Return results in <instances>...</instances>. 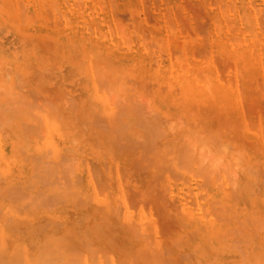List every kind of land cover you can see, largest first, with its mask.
Here are the masks:
<instances>
[{
	"label": "rangeland",
	"instance_id": "obj_1",
	"mask_svg": "<svg viewBox=\"0 0 264 264\" xmlns=\"http://www.w3.org/2000/svg\"><path fill=\"white\" fill-rule=\"evenodd\" d=\"M100 82L106 84L104 89L100 85L102 90ZM90 118L100 122L89 127ZM113 125H118L116 132ZM186 144L195 154H188ZM48 146L54 154L47 157V150L42 157L39 153ZM37 155L44 164L53 161L51 169L45 165L48 171L54 173L56 161L61 173L67 171L62 176L55 172L57 177L48 171L41 174L46 171L43 162H34L39 168L32 169L31 159ZM35 168L43 172H33ZM208 170L213 173L205 176ZM32 172L38 173L33 179L41 177V184L34 180L36 188L31 186ZM39 173L46 179L38 178ZM0 176L1 198L6 199L2 203L0 198V264H103L112 255L120 261L112 264H136L137 257L142 264H152L155 256H160L159 264H247L246 259L252 264L257 257L264 261V228L257 227L260 219L264 227V0H0ZM7 186L12 191L6 198ZM31 187L35 191L29 193ZM13 190L23 191L16 195H21V203ZM213 192L218 197L212 200L219 202L211 203ZM35 193L37 199H30ZM80 196L86 199L83 203ZM217 207L227 209L221 212L227 235L241 225L238 235L246 232L238 240L228 235L246 259L236 254L238 249L230 250L231 239L223 243L201 233V224L220 217ZM213 210L220 215L214 216ZM88 212L94 218H86L91 223L84 218ZM249 212L257 214L248 219ZM230 215L236 216L234 222ZM101 221L113 223L107 224L111 228L101 226L103 237L95 230L94 236L92 228L99 230ZM114 223L122 236L108 237V230L115 232ZM128 228L136 231L131 235L137 240L131 236L129 241ZM114 235L124 236L126 243L119 240L118 245ZM54 239L64 244L57 249ZM145 241L152 249H146ZM41 244L47 250L41 251ZM121 245L129 252L133 248V260L129 252L125 256L127 251L117 250ZM138 246L148 254L158 250L155 256L147 254V260L140 257V248L134 256ZM88 247L91 257L84 251Z\"/></svg>",
	"mask_w": 264,
	"mask_h": 264
},
{
	"label": "bare ground",
	"instance_id": "obj_2",
	"mask_svg": "<svg viewBox=\"0 0 264 264\" xmlns=\"http://www.w3.org/2000/svg\"><path fill=\"white\" fill-rule=\"evenodd\" d=\"M96 78H97V77H95V79H96ZM94 81H96V82H95V85H97V83H98L97 81H98V80H94ZM93 84H94V82H93ZM102 84H103V82H100L99 86L101 85L102 88L104 89V88L106 87V84H105V83H104L103 85H102ZM104 85H105V86H104ZM101 86H100V88H101ZM102 88H101V90H102ZM13 94L15 95V93H13ZM13 94H12V95H13ZM14 95H13V96H14ZM16 96H18V95H16ZM3 98H4V97H3ZM14 98H15V97H14ZM29 98H31V97H29ZM16 99H17V98H16ZM2 100H3V99H2ZM4 100H5V98H4ZM23 100H24V99H23ZM27 100H28V99H25V103L27 102ZM102 100H103V99H102ZM17 101H18V99H17ZM35 101H36V100H35ZM29 102H31V100H30ZM19 104H20V103H19ZM26 104H28V103H26ZM20 106L22 107V105H20ZM23 106H25V105H23ZM100 106H101V105H100ZM100 106H99V107H100ZM109 106H110V105H109ZM26 107H27V106H26ZM136 108H137V107H136ZM136 108H134V109L136 110ZM138 108H139V107H138ZM30 109H31V108H30ZM30 109H28L29 111H27V113H29V112L31 111ZM34 109H35V108H33V110H34ZM36 109H37V108H36ZM123 109H124V108H123ZM98 110H99V109H98ZM130 110H131V108H130ZM22 111H24V109H23ZM125 111H126V110H125ZM138 111H139V110H138ZM17 112H18V111H17ZM24 112H25V111H24ZM24 112H23V114H24ZM133 112H134V111H133ZM36 113H37V112H36ZM16 114H17V113H16ZM23 114H22V115H23ZM30 114H32V112H31ZM89 114H90V112H88L87 115H89ZM101 114H102V113H101ZM133 114H134V113H133ZM116 115H117V114H116ZM135 115H137V114H135ZM142 115H143V114H142ZM156 115H157V114H156ZM19 116L21 117L20 114H19ZM30 116H31V115H30ZM34 116H35V114L33 115V118H34ZM89 116H90V115H89ZM89 116H87L86 119L89 118ZM138 116H139V115H138ZM150 116H151V115H150ZM150 116H149V117H150ZM115 117H116V116H115ZM35 118L37 119V118H39V117L36 116ZM21 119L23 120V117H22ZM21 119H20V120H21ZM84 119H85V118H84ZM86 119L83 120V121H86ZM91 119L93 120V118L88 119V121L90 120L89 122H90L91 124L88 123V121H87L89 127L92 125V123L94 124V123L96 122V123L94 124V125L96 126V125H98V123L100 122V121H96L97 118H96L95 120H93V121H92ZM115 119L117 120V119H119V118L117 117V118H115ZM144 119H145V118H144ZM33 120H34V119H33ZM33 120H31V121H33ZM146 120H147V119H146ZM94 121H95V122H94ZM141 121H142V122H143V121L145 122V120H143V119H142ZM102 122H103V121H102ZM119 122H121V121H119ZM119 122H117V123L120 124ZM125 122H126V121H125ZM84 123H85V122H84ZM105 123H106V122H105ZM105 123H104V124H105ZM37 124H38V123H37ZM89 124H90V125H89ZM101 124H102V123H101ZM101 124H100V126H101ZM109 124H110V123H109ZM139 124H140V123H139ZM146 124H147V123H146ZM29 125H30V124H29ZM29 125L27 124L26 126H27V127H30V126L32 127V124H31L30 126H29ZM35 125H36V120H35ZM123 125H124V124H123ZM137 125H138V124H137ZM105 126H107V125L105 124ZM105 126H104V127H105ZM125 126H126V124H125ZM156 126H157V125H156ZM34 127H35V126H34ZM34 127H32V128H34ZM97 127H98V126H97ZM101 127H103V125H102ZM112 127H113V128L115 127V130H114L113 128H112V129H113V131L116 132V131H117L116 128L118 127V125H117V127L114 126V125H113ZM154 127H155V126H154ZM123 128H124V127H123ZM152 128H153V127H152ZM101 129H103V128H101ZM101 129H100V130H101ZM108 129H109V128H108ZM120 129H121V128H119V130H120ZM143 129H144V128H143ZM157 129H158V128H157ZM168 129H169V128H168ZM89 130H90V129H89ZM105 130L107 131V127H106ZM105 130L103 129L104 132H105ZM150 130H151V129H150ZM161 130H162V129H161ZM161 130H160V131H161ZM171 130H173V129H171ZM92 131H94V130L92 129ZM101 131H102V130H101ZM147 131H148V130H147ZM147 131H146V132H147ZM153 131H154V130H153ZM157 131H158V130H157ZM20 132H21V131H20ZM151 132H152V131H151ZM169 132H170V131H169ZM172 132H173V131H172ZM172 132H171V133H172ZM113 133H114V132H113ZM147 133H148V132H147ZM154 133H155V131H154ZM161 133H162V132H161ZM165 133H166V132H164V134H165ZM91 134H92V132H91ZM146 135H147V134H146ZM152 135H153V134H152ZM162 135H163V134H162ZM162 135H160V136L162 137ZM111 136H113V134H112ZM113 137H114V136H113ZM113 137H112V138H113ZM151 137H153V136H151ZM155 137H156V136H155ZM157 137H158V135H157ZM161 137H160V138H161ZM113 139H114V138H113ZM113 139H112V140H113ZM177 139H178V138H177ZM183 139H185V138L183 137ZM110 140H111V139H110ZM129 141H130V140H129ZM174 141H175V140H173V142H174ZM178 141H179V140H178ZM183 141H184V140H183ZM118 142H119V141H118ZM135 142H136V141H135ZM181 142H182V141H181ZM149 143H150V142H149ZM182 143H183V142H182ZM50 144H51V143H50ZM71 144H72V143H71ZM56 145H57V144H56ZM56 145L54 144V146H56ZM131 145H132V144H131ZM178 145H180V144H178ZM187 145H188V144H186V147H187L189 150H191V151L188 150L189 152H191V153L188 152V154L191 155V154L193 153L194 150L190 149V148H189L190 146L188 147ZM41 146H42V145H41ZM127 146H128V145H127ZM148 146H149V145H148ZM133 147H134V146H133ZM184 147H185V146H184ZM186 147H185L184 149H186ZM47 148H49V149H47ZM146 148H147V147H146ZM170 148H171V147H170ZM177 148H178V146H177ZM177 148H175V149H177ZM142 149H143V148H142ZM144 149H145V148H144ZM45 150H46V151H43L42 153H39V154L42 155V154H44V152H45V154H47V153H48L47 150H50L49 153H48V156H47V157H51V155L54 154V152L51 151L50 146L46 147ZM178 150H179V148H178ZM178 150H177V151H178ZM182 150H183V149H182ZM36 151H37V150H36ZM175 151H176V150H175ZM186 151H187V150H186ZM46 152H47V153H46ZM182 152H183V151H182ZM50 153H53V154L50 155ZM58 153H59V152H58ZM184 153H185V152H184ZM39 154H38V155H39ZM186 154H187V153H186ZM186 154H185V155H186ZM193 154H195V153H193ZM38 155H37L36 158L34 157V158L37 159L38 161H37V160L34 161V160H33L34 158H32L33 156L30 157V158H32L31 160L33 161V164H34V165L32 164V166H33L32 169H34V166H35V167H38V164H39V163H34V162H40V161H39V159H40L39 157H40V156H38ZM49 155H50V156H49ZM60 155H61V154H60ZM179 155H181V152L179 153ZM183 155H184V154H183ZM35 156H36V155H35ZM45 156H46V155H45ZM181 156H182V155H181ZM195 156H196V155H195ZM198 156H201V155H197L196 157H198ZM28 157H29V156H28ZM42 157H43V155H42ZM47 157H46V158H47ZM59 157H60V156H59ZM179 157H180V156H179ZM182 157H183V156H182ZM187 157L190 158V156H187ZM26 158H27V157H26ZM26 158H25V160H28V159H29V158H27V159H26ZM38 158H39V159H38ZM60 158H61V157H60ZM184 158L186 159V157H184ZM192 158H193V157H192ZM49 159H50V158H49ZM54 159H55V158H54ZM56 159H57V157H56ZM179 159H180V158H179ZM185 159H184V160H185ZM206 159H207V158H206ZM21 160H23V159H21ZM29 160H30V159H29ZM29 160H28V161H29ZM31 160H30L29 163L32 162ZM72 160H73V159H72ZM72 160H70V163H71ZM189 160L192 161V159H189ZM189 160H187V161H189ZM193 160H194V159H193ZM23 161H24V160H23ZM28 161H27V162H28ZM49 161H51V162H49V163L47 162V163L49 164V167H48V168L51 169V168L53 167V163H52L53 161H52V160H49ZM58 161L61 162L62 160L59 159ZM187 161H185V162L187 163ZM197 161H198V160H197ZM197 161H196V162H197ZM204 161H205V160H204ZM42 162H43V161H42ZM42 162H40V164H41ZM62 162H64V161H62ZM72 162H73V161H72ZM192 162H193V164L195 163L194 161H192ZM47 163L44 164V162H43V163L41 164L42 166L40 165V166H41V169L43 170V167H44V168H45L44 170H46V171L43 170V171H44V172H43V171H41V169L38 170L37 168H35V170H33V172H35V171H36V172H40V173L43 172V173H41V174L44 175V173H46V172L48 171V168L46 167V166L48 165ZM50 163H52V165H50ZM74 163H75V161H74ZM178 163H179V162H177V164H176L177 166H179ZM197 163H198V165H200L199 168H200V167L203 168V167H202L203 164H200V163H201L200 160H199ZM35 164H36L37 166H36ZM60 164H61V163H60ZM62 164H66V163H62ZM179 164H180V163H179ZM182 164H183V163H182ZM29 165H30V164H29ZM45 165H46V166H45ZM54 165H55V162H54ZM66 165H67V166H66ZM66 165H65L66 168H68L70 165H72V163H71L70 165H68V164H66ZM176 165H175V167H176ZM184 165H185V164H184ZM196 165H197V164H196ZM32 166H31V167H32ZM50 166H51V168H50ZM57 166H59V164H58L57 161H56V165H55V167H54L56 170L53 168V170H55L54 173H53V171H51V170H49L47 173H49V172H52L53 174L61 173V172H60V168H61V167L58 168V169H59V170H58V169H57ZM65 166H64V167H65ZM77 166H78V165H77ZM187 166H188V165H187ZM8 167H9V166H8ZM29 167H30V166H29ZM64 167H63V168H64ZM204 167H205V166H204ZM206 167H207V166H206ZM210 167H211V166H210ZM227 167H228V166H227ZM1 168H2V167H1ZM11 168H12V167H11ZM20 168H21V166H20ZM25 168H27V167H25ZM38 168H39V167H38ZM167 168H168V167H167ZM182 168H183V165H182L181 169H182ZM207 168H208V167H207ZM13 169H14V167H13ZM18 169H19V168H18ZM183 169H184V168H183ZM183 169H182V170H183ZM197 169H198V166H197L196 170H197ZM204 169H206V168H204ZM210 169H211V168H210ZM29 170H30V169H29ZM77 170H78V169H77ZM177 170H179V169L177 168ZM182 170H180V171H182ZM187 170H188V169H187ZM200 170H201V169H199V171H198V170H197V171H198V172H202V171H203V170H201V171H200ZM206 170H207V169H206ZM211 170H213V168H212ZM211 170H208V171H210V172H205V176H206L207 174L210 175V173H213ZM25 171H26V170H25ZM27 171H28V170H27ZM57 171H59V172H57ZM62 171H63V173L65 174L64 171H67V170L64 169V170H62ZM68 171H72V169L70 170V169L68 168ZM227 171H228V170H227ZM3 172H5V171H3ZM7 172H8V171H7ZM16 172H17V171H16ZM30 172H31V171H30ZM33 172L31 173L32 175H30V177L33 176L34 178H36L37 175L34 176V174H38V173H34V174H33ZM55 172H56V173H55ZM79 172H81V171L79 170ZM79 172H78V173H79ZM160 172H162V170H160ZM183 172H187V173H186L187 175H189V173H190V172L185 171V170H184ZM192 172H194V171L192 170L191 173H192ZM198 172H197V173H198ZM219 172H220V171H218V174H219ZM40 173H39L38 178H39L40 176H42ZM47 173H46V174H47ZM52 173H49V174H51L50 177H51V176H54ZM63 173H61V176H62ZM157 173H158V172H156V174H157ZM165 173H166V172H165ZM169 173H170V171L168 172V174H169ZM171 173L173 174V171H172V170H171ZM174 173H175V172H174ZM206 173H207V174H206ZM215 173H216V172H215V170H214V174H215ZM221 173H222V172H221ZM46 174H45V177L42 176V177L45 178V179H46ZM175 174H177V176H175V177H178V176L180 175V174L178 175L177 172H176ZM192 174H195V173H192ZM192 174H191V175H192ZM199 174H200V173H199ZM203 174H204V171H203ZM216 174H217V173H216ZM1 175H2V174H1ZM17 175H18V174H17ZM17 175H15V176H17ZM181 175H182V174H181ZM187 175H186V176H187ZM195 175H197V174H195ZM221 175H222V174H221ZM225 175H227L226 172L223 174V176H224L223 178H225ZM7 176H8V174H7ZM61 176H60V177H61ZM64 176H65V175H64ZM169 176H170V174H169ZM171 176H172V175H171ZM171 176H170V177H171ZM192 176H194V175H192ZM198 176H199V175H198ZM211 176H214V175H211ZM217 176H218V175H217ZM217 176H216V177H217ZM227 176H228V175H227ZM227 176H226V178H227ZM0 177H1V176H0ZM56 177H57V174H56ZM56 177H55V178H56ZM66 177H68V178L70 179L71 176L69 177V176L66 175ZM179 177H180V176H179ZM179 177H178V178H179ZM196 177H197V176H196ZM201 177H202V176H201ZM209 177H210V176H209ZM209 177L207 176V178L209 179V181H213V180H210V178H212V177H210V178H209ZM48 178H49V177H47V179H48ZM172 178H173V177H172ZM172 178H171V179H172ZM183 178H185V177H183ZM197 178H198V177H197ZM228 178H230V177H228ZM0 179L2 180V178H0ZM15 179L17 180V178H15ZM30 179H33V178L31 177ZM52 179H54V177H53ZM66 179H67V178H66ZM173 179H174V178H173ZM175 179L177 180V178H175ZM217 179H218V178H217ZM1 180H0V181H1ZM34 180H36V179H33V180H32V181H33V185H31V186H34V185H35ZM40 180H41V177H40L38 180H36V184L38 183L37 181L40 182V183H38V184H41V181H40ZM43 180H44V179H43ZM54 180H55V179H54ZM56 180H57V179H56ZM60 180H61V179H60ZM76 180H77V179H76ZM178 180H179V179H178ZM204 180H205V179H204ZM214 180H215V178H214ZM222 180H224V179H222ZM4 181H5V180H4ZM13 181H15V180L13 179ZM27 181H28V180H27ZM27 181H26V182H27ZM51 181H52V180H50V182H51ZM65 181H66V180H65ZM65 181H63V182H65ZM68 181H70V180H68ZM91 181H92V180H91ZM206 181H208V180H206ZM209 181H208V182H209ZM215 181H216V180H215ZM215 181H213V182H215ZM24 182H25V181H24ZM30 182H31V181H30ZM45 182H46V180H45ZM45 182H44V184H47V182H46V183H45ZM48 182H49V181H48ZM50 182H49V183H50ZM53 182L55 183L56 181H52V183H50V184H52V186H53V184H54ZM204 182H205V181H204ZM226 182H227V180L224 182V184H226ZM11 183H12V181H11ZM57 183H59V182H57ZM92 183H93V182H92ZM215 183H216V182H215ZM242 183H243V182H242ZM3 184H4V183H3ZM17 184H18V182H17ZM17 184H16V185L14 184V185H15V188H16ZM30 184H31V183H30ZM44 184H43V185H44ZM50 184H49L48 186H51ZM55 184H56V183H55ZM55 184H54V185H55ZM65 184H67V183H64L63 185L65 186ZM68 184H69V183H68ZM208 184H210V183H208ZM213 184H214V183H213ZM10 185H11V184H10ZM10 185H9V186H10ZM18 185H19V184H18ZM43 185H41V186H39V187H42ZM57 185H58V184H57ZM57 185H55V186H57ZM70 185H71V184H70ZM206 185H207V183H206ZM243 185H244V184H243ZM9 186L5 187L6 190L8 189L7 192H8L9 190L12 191L11 189H9V188H10ZM55 186H54V187H55ZM61 186H62V185H61ZM68 186H69V185H68ZM68 186H67V188L65 187L66 190L68 189ZM212 186L214 187V186H216V185H212ZM224 186L227 187V186H229V185H224ZM230 186H231V185H230ZM1 187H2V184L0 185V190H1V192H2V191H3L2 188H4V185H3L2 188H1ZM8 187H9V188H8ZM44 187H45V186H44ZM54 187H53V188H54ZM58 187H59V186H58ZM241 187H242V186H241ZM11 188H12V185H11ZM19 188H21V187H19ZM29 188H30V187H29ZM32 188H33V187H31L30 191L28 190L29 193L31 192V190L35 191V189H32ZM34 188H36V186H34ZM45 188H46V187H45ZM45 188H44V189H45ZM55 188H56V187H55ZM70 188H71V187H70ZM211 188H212V187H211ZM216 188H217V187H216ZM216 188H215V189H216ZM218 188H219V187H218ZM238 188H240V186H239ZM238 188H237V189H238ZM243 188H245V187L243 186ZM13 189H14V188H13ZM17 189H18V187H17ZM27 189H28V188L25 187L24 190H27ZM50 189H51V188H50ZM56 189H57V188H56ZM215 189H214V190H215ZM232 189H234V188H232ZM15 190H16V189H15ZM19 190H20V189H19ZM19 190H18V191H19ZM46 190H47V189H46ZM51 190H52V189H51ZM68 190H69V189H68ZM235 190H236V189H234V191H235ZM241 190H242V189H241ZM241 190H240V191H241ZM4 191H5V190H4ZM10 191H9V192H10ZM18 191L15 192V191L13 190V192H15L16 194H15V198H14V197H12V198H14L15 200L18 198V197H17V196H18L17 194H20V193L22 194V192H23V191H21V192L18 193ZM48 191H50V190L48 189ZM48 191H47V192H48ZM52 191H54V189H53ZM9 192L6 193V194H5L6 196H4V197L7 198V194H10ZM54 192H55V191H54ZM236 192H238V190H237ZM2 193H3V192H2ZM26 193H27V192H26ZM31 193H32V192H31ZM49 193H50V192H49ZM55 193H56V192H55ZM65 193H66V192H65ZM70 193H71V192H70ZM213 193H215V195L212 194V196L210 197V198H211V203L215 202L214 200H212V198H217V197H218V193H217V192H213ZM238 193H240V192H238ZM241 193H242V192H241ZM12 194H13V196H14V193H12ZM12 194H11V195H12ZM35 194H36V193H35ZM37 194H38V192H37ZM37 194H36V196H34V197H32V196L30 195V196H31L30 199L33 198V199L36 200L39 194H41V196H42V193H41V192H39L38 195H37ZM44 194H45V193H44ZM46 194H47V193H46ZM53 194H54V193H52V195H53ZM90 194H91V193H90ZM235 194H236V193H235ZM1 195L3 196V194L0 193V198H1ZM16 195H17V196H16ZM56 195H58V194L56 193ZM56 195H55V196L53 195V196L56 197ZM61 195H63V194H61ZM75 195H76V194H75ZM19 196L21 197V195H19ZM72 196H73V195H72ZM91 196H92V195H91ZM91 196H90V197H91ZM239 196H240V195H239ZM8 197H11V196L8 195ZM20 197H19V198H20ZM43 197H44V196H43ZM46 197H47V196H46ZM49 197H52V196L49 195V196H48V199H49ZM59 197H60V196H59ZM77 197H78V196H77ZM83 197H84V196H83ZM96 197H97V196H96ZM96 197H95V198H96ZM240 197H241V196H240ZM19 198H18V200H19ZM28 198H29V197H28ZM70 198H71V197H70ZM70 198H69V199H70ZM72 198H73V197H72ZM79 198H81V196H80ZM97 198H98V197H97ZM4 199H5V198H4ZM4 199H3V197L1 198V200H2L1 202H2V203H5V202H4ZM10 199H11V198H10ZM10 199H8V202L10 201ZM14 199H13V200H14ZM46 199H47V198H46ZM73 199H74V198H73ZM73 199H72V200H73ZM77 199H78V198H77ZM84 199H85V198H83V200H84ZM91 199H92V197H91ZM91 199L88 198V201L90 202ZM5 200H6V199H5ZM21 200H22V199H21ZM21 200H19L20 203H21ZM28 200H29V199H28ZM28 200H27V202L31 201V200H29V201H28ZM35 200H33L31 203H33ZM38 200H39V199H38ZM38 200H37V201H38ZM55 200H56V199H55ZM79 200H80V199H79ZM81 200H82V198H81ZM81 200H80V201H81ZM83 200H82V203H83ZM85 200H86V199H85ZM236 200H237V199H236ZM239 200H241V199H239ZM42 201H43V200H42ZM51 201H53V200H51ZM77 201H78V200H77ZM232 201H233V200H232ZM38 202H39V201H38ZM38 202H34L35 205H36V203L38 204ZM40 202H41V201H40ZM89 202H88V203H89ZM91 202H92V201H91ZM91 202H90V203H91ZM216 202H219V201H216ZM216 202H215V203H216ZM233 202H235V201H233ZM233 202H232V203H233ZM236 202H237V201H236ZM10 203H11V202H10ZM13 203H14V202H13ZM23 203H24V202H23ZM23 203H22V204H23ZM34 203H33V204H34ZM215 203H214V204H215ZM232 203H231V204H232ZM29 204H30V203H29ZM42 204H43V203H42ZM42 204L39 203L38 207H39V206L41 207ZM48 204H49V203H48ZM85 204H86V203H85ZM18 205H19V207H20V204H18ZM43 205H45V204H43ZM46 205H47V204H46ZM81 205L83 206L84 204H81ZM233 205L236 206V204H233ZM23 206H24V205H23ZM29 206H30V205H29ZM48 206H49V205H48ZM51 206H53V205L51 204L49 207H51ZM78 206H79V208L82 207V206H80V204H79ZM25 207H26V206H25ZM44 207H45V206H44ZM96 207H97V206H95V210H96ZM21 208H22V207H21ZM29 208H30V207H29ZM33 209H34V207H33ZM84 209H85V207H84ZM97 209H98V207H97ZM99 209H100V208H99ZM99 209H98V210H99ZM208 209H209V208H208ZM220 209H221V208H220ZM220 209L217 207V210L220 211L219 213H221V212L224 213L225 211L227 212L226 207H224V209H226L225 211H224L223 209H222V210H220ZM242 209H243V208H242ZM254 209H255V208H254ZM17 210H18V208H17ZM211 210H212V208H211ZM215 210H216V209H215ZM239 210H240V209H239ZM239 210H236V211H239ZM251 210H252V209H251ZM88 211H89V210H88ZM209 211H210V209H209ZM231 211H232V210H231ZM231 211H230V212H231ZM236 211H235V212H236ZM248 211H249V210H248ZM95 212H97V211H94V212H92V213L95 214ZM226 212H225V213H226ZM232 212L234 213V210H233ZM241 212H242V210H241ZM209 213H210V212H209ZM211 213H212V212H211ZM214 213H215V214H214ZM219 213L216 215V212H214V210H213V214H214V216H218V215H220ZM225 213H224V214H225ZM261 213H262V211H261ZM4 214H5V213H4ZM6 214H7V213H6ZM89 214H91V212H90V213L88 212L87 214H85L86 217H84V218H85V219L88 218V217L90 216ZM100 214H101V213H100ZM229 214H231V213H229ZM229 214H228V215H229ZM243 214H244V212H243ZM245 214H246V212H245ZM245 214H244V215H245ZM251 214H252V217H253V214L255 215V214H257V212H256V213H255V212H254V213H250V212H249V214H248V219H249V215H251ZM258 214H259V213H258ZM10 215H11V214H10ZM87 215H88V216H87ZM246 215H247V214H246ZM0 216H1V215H0ZM11 216H12V215H11ZM91 216H92V214H91ZM97 216L100 217L99 215H97ZM209 216H210V215H209ZM230 216H231V219H232L233 222H234L235 219H236V216H235V219L233 218L232 215H230ZM9 217H10V216L7 215V218L4 217V219L6 218V220H8ZM94 217H95V216H94ZM212 217H213V215H212ZM250 217H251V216H250ZM252 217H251V219H252ZM255 217H256V216H255ZM259 217H260V216H259ZM262 217H263V215H262ZM10 218H11V217H10ZM15 218H16V217H15ZM82 218H83V216H82ZM84 218H83V219H84ZM89 218H91V217H89ZM217 218H218V217H217ZM221 218H222V219H221ZM237 218H238V217H237ZM241 218H242V217H241ZM0 219H2V217H1ZM11 219H12V218H11ZM11 219H9V220L11 221ZM93 219H94V218L92 217L91 220L94 221ZM97 219H98V218H97ZM101 219H102V218H101ZM101 219H99V220H101ZM218 219H219V220H218ZM218 219H216V221L210 220V222H208L207 224H206V223H204L203 225L201 224V226H200V227L202 228L201 233L204 234V235H206V236L208 235V236L210 237L211 240H212V239H218V240H221V242L224 241V240H230L231 238L228 239V235L230 236L231 234H233L232 237H234V238H236V239L238 238V236H239V238H240V237H244L243 235L246 234V232H245V234H243L242 236H241V235H238V233L240 232V230H242V228L240 229V227H242V225H241V226H239V229H238V230L233 231V232L231 231V233L227 235V232L225 231V229H226L227 226H228L227 221H225L226 218L224 219V217H223V215H222V213H221V215H220V217H219ZM238 219H239V218H238ZM248 219H246V220H248ZM76 220H77V219H76ZM89 220H90V219H89ZM99 220H97V221H99ZM103 220H104V219H103ZM105 220H106V219H105ZM129 220H130V219H129ZM187 220H188V219H187ZM222 220H224V222H223ZM244 220H245V219H244ZM252 220H253V219H252ZM10 221H5V220H4L3 222H5V226H9L8 224H10ZM82 221H84V220H82ZM87 221H88V220L86 219V222H87ZM125 221H127V220H124V223H125ZM182 221H183V220H182ZM203 221H204V220H203ZM242 221H243V220H241V222H242ZM253 221H254V220H253ZM253 221H252V222H253ZM258 221H259L258 223L255 221V224L257 223V224H258L257 227L260 226V227H262V229H263V228H264L263 225H260V224H262L261 219L258 220ZM3 222H2V223H3ZM8 222H9V223H8ZM88 222H90V221H88ZM95 222H96V220H95ZM95 222H92L91 225H95V224H94ZM102 222H103V221L99 222V224H100V226H99V230H101L100 232H99V230H98V226H96V229L94 228L95 226H93V228H92L93 230H92V229H91V225H90V229L92 230V232H91V230H90V232L93 233L94 236L96 235V234H94V230H95V232H96L97 234L100 235V234H102V233H101V232H102V228H101V226H102V227H103V226L105 227V225H106V227L108 228L109 226H107V224H112V223H113V222H111V223H109V222H107V223L104 222V223H106V224H104V223H102ZM188 222H189V221H188ZM201 222H202V221H201ZM236 222H237V221H236ZM236 222H235V223H236ZM248 222H249V221H248ZM248 222H247V223H248ZM74 223H75V221H74ZM90 223H91V222H90ZM97 223H98V222H97ZM97 223H96V225H97ZM101 223H102L103 225H102ZM127 223H128V221H127L125 224H127ZM178 223H179V222H178ZM247 223H246V224H247ZM77 224H78V223H77ZM116 224H117V223H116ZM116 224H115V223L113 224V225H114V226H112L113 229L116 228V227H115ZM129 224H130V223H129ZM188 224H189V223H188ZM242 224H243V223H242ZM19 225H20V224H19ZM85 225H86V223H85ZM134 225H135V224H134ZM183 225H184V224L182 223V226H183ZM185 225H186V224H185ZM185 225H184V226H185ZM247 225H248V224H247ZM247 225H246V226H247ZM250 225H251V224H250ZM75 226H78V225H75ZM110 226H111V225H110ZM138 226H139V225H138ZM252 226H253V225H251V227H252ZM9 227H10V226H9ZM123 227H125V226H123ZM126 227H127V226H126ZM126 227H125V229H126ZM128 227H130V225H128ZM178 227H179V226H178ZM260 227H259V228H260ZM100 228H101V229H100ZM107 228H105V229L103 228V229H104V230H108ZM109 228H111V227H109ZM137 228L140 229L139 227H137ZM137 228H136V229H137ZM249 228H250V227H249ZM6 229H8V228H6ZM72 229H73V228H72ZM84 229H85V228H84ZM86 229H87V228H86ZM116 229H117V228H116ZM116 229H115V232H116V233H115V232H112V231H110V230H108V231L111 233L110 235H108V237L111 236L112 233L115 234L116 236H117V234H120L121 236L123 235V234H121L120 231L117 229V230L119 231V233H118V231H116ZM128 229H129V228H128ZM136 229H134V230H136ZM138 229H137V230H138ZM181 229H182V228H181ZM189 229H190V228H189ZM198 229H199V228H198ZM198 229H197V230H198ZM250 229H251V228H250ZM255 229H258V228H255ZM262 229H261V230H262ZM23 230H24V229H23ZM87 230H88V229H87ZM97 230H98V231H97ZM183 230H184V229H183ZM243 230H244V228H243ZM258 230H259V229H258ZM2 231H3V230H2ZM4 231H6V230L4 229ZM14 231H15V230H14ZM14 231H13V232H14ZM78 231H79V230H78ZM82 231H83V229H82ZM82 231H81V234H83ZM129 231H130V235H129L130 238H131V236H132V238H133V236H134V238L136 237L135 240H137V237H138L137 235H131V233L134 234L136 231H133L132 228H131V230L129 229ZM181 231H182V230H181ZM249 231H250V230H249ZM7 232H8V231H7ZM9 232H10V231H9ZM9 232H8V233H9ZM83 232H84V231H83ZM90 232H89V233H90ZM126 232H127V231H126ZM126 232H125V231L123 232L124 235H125ZM229 232H230V231H229ZM229 232H228V233H229ZM255 232H256V230H255ZM26 233H27V231H26ZM91 233H90V234H91ZM106 233H108V232H106ZM196 233H199V232L197 231ZM196 233H194V235H195ZM77 234H78V233H77ZM79 234H80V233H79ZM85 234H86V233H85ZM103 234H104V233H103ZM181 234H183V232H182ZM239 234H240V233H239ZM252 234H253V233H252ZM256 234H257V233H256ZM115 235H114V237H116ZM120 235H118V237L114 238V239L116 240V242H117V240H118V245H119V243H120L119 240H120V241H124L123 239H121V238H123L124 236L121 237V238H119ZM126 235H127V233H126ZM138 235H139V233H138ZM194 235H193V236H194ZM253 235H254V234H253ZM257 235H258V234H257ZM6 236H7V235H6ZM76 236H77V235H76ZM79 236H80V235H79ZM100 236H101V235H100ZM103 236H104V235H102L101 237H103ZM112 236H113V235H112ZM141 236H142V234L140 235V237H141ZM182 236H183V235H182ZM186 236H187V235H186ZM186 236H185V238H186ZM236 236H237V237H236ZM259 236H260V235H259ZM263 236H264V235H263ZM2 237H3V235H2ZM84 237H86V236H84ZM84 237L82 236V238H83L82 240H84V241L86 242L88 239L86 240L87 237H86V238H84ZM91 237H92V236H91ZM98 237H99V236H98ZM108 237H107V238H108ZM125 237H128V235L125 236ZM143 237H145V234H144ZM179 237H180V236H179ZM230 237H231V236H230ZM247 237H248V236H247ZM247 237H246V239H247ZM249 237H251V236H249ZM252 237H253V236H252ZM27 238H28V237H27ZM45 238H46V237H45ZM94 238H95V237H94ZM96 238H97V237H96ZM132 238H131L129 241H131ZM134 238H133V240H134ZM138 238H139V237H138ZM146 238H147V237H146ZM191 238H193V237H191ZM205 238H206V237H205ZM234 238L231 239L232 241L230 240V241H231V245L229 244V248H230V250L233 248V250H231V251H234V252H235L234 249H235L236 247H235V246L233 247V243H232L233 241L236 240V239L233 240ZM254 238H255V235H254ZM254 238H253V239H254ZM263 238H264V237H263ZM0 239H1V238H0ZM105 239H106V237H105L104 239H102V240H103L102 242H106ZM108 239H109V238H108ZM111 239H113V238L111 237ZM124 239H125V238H124ZM183 239H184V237H183ZM189 239H190V238H189ZM207 239H208V238H207ZM250 239H251V238H250ZM256 239H258V238H256ZM259 239H260V238H259ZM54 240H55V239H54ZM57 240H58V239H57ZM57 240H55V242H56ZM98 240H99V239H98ZM100 240H101V238H100ZM100 240L98 241V243L100 242ZM139 240H141V239H139ZM144 240H147V239H144ZM237 240H238V239H237ZM2 241H3V240H2ZM2 241H1V243H2ZM29 241H30V240H29ZM58 241H59V240H58ZM61 241H63V240H60V242H56V243H59L58 245H56V243H55V245L57 246V249H58V246H60L61 244H62V245L64 244L63 242L61 243ZM127 241H128V240H127ZM141 241H142V240H141ZM150 241H151V238H150ZM152 241H153V240H152ZM205 241L208 242L209 240H205ZM252 241H253V240H252ZM252 241L250 240V242H252ZM50 242H51V240H50ZM53 242H54V241H53ZM95 242H96V241H95ZM95 242H94V243H95ZM111 242H112V240H111ZM114 242H115V241H114ZM182 242H183V241H182ZM212 242L217 243V245L221 244V243L218 242V241H212ZM228 242H229V241H228ZM228 242H226V244H227ZM261 242H262V244H264L263 241H261ZM42 243L45 245L44 242H42ZM48 243H49V242H48ZM51 243H52V242H51ZM121 243H123V242H121ZM124 243H126V240L124 241ZM132 243H133V242H132ZM139 243H140V241H139ZM139 243H138V244H139ZM150 243H151V242H150ZM210 243H211V242H210ZM210 243H207V244L209 245ZM223 243H225V241H224ZM236 243H237V242H236ZM43 244L39 245V246H42V248H40L41 251H43L44 249L47 250L46 248L49 247V246H47V243H46V248L43 246ZM52 244H53V243H52ZM76 244H77V240H76ZM82 244L84 245V243H82ZM88 244H89V243H88ZM102 244H104V243H102ZM110 244H111V243H110ZM110 244H109V245H110ZM129 244H130V243H129ZM134 244H135V242H134ZM140 244H141V243H140ZM142 244H143V243H142ZM181 244H182V243H181ZM181 244H180V245H181ZM246 244H247V242L244 244L245 247H246ZM251 244H252V243H251ZM259 244H260V243H259ZM0 245H1V244H0ZM3 245H4V244H3ZM37 245H38V244H37ZM65 245H66V242H65ZM68 245H69V244H67V247H68ZM80 245H81V244H80ZM80 245H79V246H80ZM83 245H81V246H83ZM93 245H94V244H93ZM104 245H108V244H104ZM123 245H125V244H123ZM123 245H121V247L116 246V248L119 247V248H117V250L123 252L122 250H124V249H122V250L120 249V248H122ZM126 245H127V244H126ZM144 245H146V246H145V247H147L146 249H148V248L152 249V247H150V246L152 245V243H151V245H149V243L146 244V241H145V244H144ZM147 245H149V247H148ZM203 245H205V244H203ZM208 245H206V247H208ZM210 245H211V244H210ZM224 245H225V244H224ZM244 245H243V246H244ZM247 245H249V243H248ZM254 245H257V243L254 244ZM254 245H253V246H254ZM89 246H91V245H89ZM113 246H114V245H113ZM142 246H143V245H142ZM142 246H141V247H142ZM177 246H178V245H177ZM211 246H212V245H211ZM215 246H216V245H215ZM215 246H214V248H215ZM220 246H222V245H220ZM230 246H232V247H230ZM253 246H252V247H253ZM3 247H4V246H3ZM37 247H38V246H37ZM43 247H44V249H43ZM60 247H61V246H60ZM64 247H65V246H64ZM67 247H66V248H67ZM70 247H72V246L70 245ZM85 247H86V245H85ZM110 247H111V246H110ZM128 247H129V246H128ZM130 247H131V244H130ZM141 247H139V246H138V247H135V250H134L133 254L136 253V252L138 253L139 251H137V250H138L139 248H140V252H143V251H142V250H143L142 248H144V247H142V248H141ZM161 247H162V246H161ZM178 247H179V246H178ZM248 247H250V246H248ZM256 247H257V246H256ZM49 248H51V247H49ZM53 248H54V247H53ZM80 248H81V247H80ZM97 248H98V247H97ZM106 248L108 249L107 246H106ZM136 248H138V249H136ZM166 248H167V247H166ZM212 248H213V247H212ZM217 248H218V247H217ZM229 248H228V249H229ZM238 248H239V247H237L236 249H238ZM259 248H260V247H259ZM9 249H10V248H9ZM54 249H55V248H54ZM81 249H84V248H81ZM128 249L130 250V252H131V250H133V248H132V249L128 248ZM150 249H149V250H150ZM153 249H154V248H153ZM210 249H211V248H210ZM210 249H209V250H210ZM38 250H39V249H38ZM49 250H51V249H49ZM49 250H48V251H49ZM70 250H71V249H70ZM101 250H102V249H101ZM157 250H158V249H157ZM157 250L154 249V253L157 252ZM164 250H165V249H164ZM164 250H163V251H164ZM247 250H248V249H247ZM62 251H64V250H62ZM66 251H68V250L66 249ZM84 251H85L86 257H87V256H90V257H91V256L93 255V250L89 249V247H88L87 249H85ZM108 251H110V250H108ZM119 251H117V252H119ZM124 251L126 252L127 249L124 250ZM135 251H136V252H135ZM146 251H147V250H146ZM210 251H211V250H210ZM210 251H209V252H210ZM240 251L242 252L241 248H240V250L238 249V250L236 251V254H237V252H238V254L241 256V258L243 257V259H246V258H244V255H247V254L242 255V253H241ZM69 252H70V251H69ZM73 252H74V250H73ZM79 252H80V251H79ZM103 252L105 253V251H103ZM125 252H123V254H124ZM128 252H129V251H127L124 255L126 256V254H128ZM130 252H129L130 255L128 254L127 256L130 257V258L128 257L129 259L132 258V260H133V256H132V254H131ZM140 252H139L138 254H140ZM152 252H153V250L150 252V254H148V252H147V253L143 252V253L140 255V257H142V258L144 259V257H146L147 254H148V255H153L154 253H152ZM158 252H160V251H158ZM211 252H212V251H211ZM10 253H11V252H10ZM21 253H22V252H21ZM67 253H68V252H67ZM100 253H101V255H102V252H100ZM106 253H107V252H106ZM108 253H109V252H108ZM119 253H120V252H119ZM137 253H136V254H137ZM65 254H66V253H65ZM68 254H69V253H68ZM113 254H114V252H113ZM121 254H122V253H121ZM121 254H118V255H119V256H124V255H121ZM157 254L160 255L161 253H157ZM163 254H165V252H164ZM263 254H264V253H263ZM263 254H262V256H264ZM12 255H13V254H12ZM60 255H61V254H60ZM60 255H59V256L56 255V257H60ZM95 255H96V254H95ZM111 255H112V254H111ZM143 255H144V256H143ZM148 255H147V257H148ZM155 255H156V254H154V256H155ZM259 255H260V257H261V253H259ZM18 256H19V255H18ZM20 256H22V255L20 254ZM37 256H38V254H37ZM79 256H80V255H79ZM115 256H116V255H115ZM134 256L137 257V255H135V254H134ZM154 256H153L152 258H154ZM0 257H1V255H0ZM6 257H7V256H6ZM39 257H40V256H39ZM64 257H65V256H64ZM69 257H71V256H69ZM94 257H96V256H94ZM147 257H146V258H147ZM247 257H248V256H247ZM251 257H252V256H251ZM256 257H257V256H255V258H256ZM61 258H62V256H61ZM92 258H93V257H92ZM115 258H116V257H115ZM155 258H157V257L155 256ZM155 258H154V262H153L152 264H154V263H156V262H157L156 264H159V261H160V260L158 261V259L160 258V256H159L157 259H155ZM11 259H12V258H11ZM11 259H10V260H11ZM64 259H65V258H64ZM68 259H69V258H68ZM134 259H135V261H136V258H134ZM140 259H141V258H140ZM140 259H139V257H137V260H139V262L137 261L136 264H140V262H141ZM262 259H263V258H262ZM0 260H1V259H0ZM147 260H148V258H147ZM147 260L145 261L146 263L148 262ZM149 260H150V259H149ZM248 260H249V259H248ZM248 260L246 259V262H245V263L248 264V262H247ZM253 260L256 261L257 263L253 262L252 264H263V262H264L263 260H260V258L258 259V257L256 258V260H255V259H253ZM22 261H23V260H22ZM24 261H25V260H24ZM27 261H28V260H27ZM66 261H67V259H66ZM69 261H70V260H69ZM72 261H73V260H72ZM75 261H76V260H75ZM109 261H110L111 264H112V263H114L115 261H117L116 263H118L119 260H115L114 257H113V255H112V256H107V257H106V260L103 262V264H107V262H109ZM150 261H151V260H150ZM150 261H149V262H150ZM152 261H153V260H152ZM152 261H151V262H152ZM249 261H250V260H249ZM8 262H9L8 264H11L12 261L10 262V261L8 260ZM25 262H26V261H25ZM52 262L54 263L55 261L52 260ZM61 262H62V260H61ZM63 262H64V261H63ZM63 262H62V264H66V263H68V262H66V263H63ZM70 262H71V261H70ZM110 262H109V263H110ZM119 262H120V261H119ZM130 262H132V261H130ZM149 262H148V263H149ZM151 262H150V264H151ZM0 263H1V261H0ZM16 263H17V261H16ZM19 263H20V262L18 261V264H19ZM83 263H84V262H83ZM109 263H108V264H109ZM134 263H135V262H134V260H133L132 264H134ZM148 263H147V264H148ZM5 264H7V263H5ZM20 264H21V263H20ZM30 264H31V263H30ZM47 264H49V263H47ZM84 264H87V263L85 262ZM123 264H124V263H123ZM141 264H142V262H141Z\"/></svg>",
	"mask_w": 264,
	"mask_h": 264
}]
</instances>
